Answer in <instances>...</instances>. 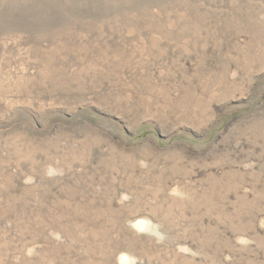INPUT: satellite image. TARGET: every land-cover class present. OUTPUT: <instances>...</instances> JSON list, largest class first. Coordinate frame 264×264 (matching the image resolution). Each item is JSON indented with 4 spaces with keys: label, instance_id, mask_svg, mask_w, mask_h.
<instances>
[{
    "label": "rangeland",
    "instance_id": "obj_1",
    "mask_svg": "<svg viewBox=\"0 0 264 264\" xmlns=\"http://www.w3.org/2000/svg\"><path fill=\"white\" fill-rule=\"evenodd\" d=\"M264 264V0H0V264Z\"/></svg>",
    "mask_w": 264,
    "mask_h": 264
},
{
    "label": "clouds",
    "instance_id": "obj_2",
    "mask_svg": "<svg viewBox=\"0 0 264 264\" xmlns=\"http://www.w3.org/2000/svg\"><path fill=\"white\" fill-rule=\"evenodd\" d=\"M122 264H124V261L122 260Z\"/></svg>",
    "mask_w": 264,
    "mask_h": 264
}]
</instances>
